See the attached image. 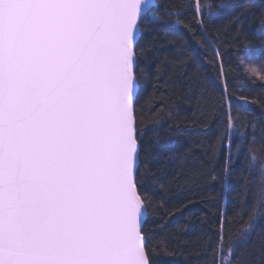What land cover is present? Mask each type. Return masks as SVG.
Segmentation results:
<instances>
[{
	"label": "snow or ice",
	"instance_id": "1",
	"mask_svg": "<svg viewBox=\"0 0 264 264\" xmlns=\"http://www.w3.org/2000/svg\"><path fill=\"white\" fill-rule=\"evenodd\" d=\"M188 8L203 27L198 0H0V264H160V256L175 258L167 239L157 251L144 233L154 206L146 184L158 180L146 149L154 154L161 144L159 129L141 128L137 104L142 81L159 84L169 67L152 62L145 25L157 28L173 15L179 25ZM248 52L249 60L264 62V52ZM180 67L187 97H196L201 66L195 54ZM220 74L227 75L222 67ZM171 79L163 81L167 87ZM218 91L219 99L202 113L215 121L216 144L224 149L223 175L213 170L210 178L229 194L235 147L237 159L245 158L259 178L255 199L264 208V162L246 154L258 130L264 140V112L249 114L240 131L226 79ZM165 97L151 105L155 123L171 115ZM248 107L237 110L247 113ZM176 230L187 231L179 222ZM215 242L222 251V232ZM221 264H264V224L230 244Z\"/></svg>",
	"mask_w": 264,
	"mask_h": 264
},
{
	"label": "trees",
	"instance_id": "2",
	"mask_svg": "<svg viewBox=\"0 0 264 264\" xmlns=\"http://www.w3.org/2000/svg\"><path fill=\"white\" fill-rule=\"evenodd\" d=\"M198 2L204 10L203 27L196 23L201 17L188 8L181 11L179 25L177 16L173 15L162 17L163 23L157 28L149 25L144 28V43L152 48V62L160 61L169 66L162 73L163 80L159 84L154 78L142 81L144 93L137 104L141 128L155 127L160 131V149L154 154L146 149L150 153L147 162L158 180L149 178L146 184L147 195L154 206L149 207L144 224V233L157 246V251L164 239L175 251L174 259L160 256V264H221L230 244L242 238L250 226L259 229L264 224V208L257 203L254 191L259 178H254L252 170L247 169L245 158L237 159L235 147L232 148L235 172L229 182V194H221L219 181L210 178L213 170L223 175L224 149L216 144L215 121L202 114L219 99L218 89L225 79L236 128L245 131L244 125L250 123L249 114L264 112V103H261L264 101V87H261L264 67H259L264 62L249 60L248 52H264V0ZM175 3L184 5L190 0H175ZM185 25L192 31L189 32ZM192 54L201 66L198 72L200 88L196 97L188 98L184 87L187 78L180 66ZM221 67L226 77L220 74ZM170 76L171 87H167L163 81ZM161 94H166L171 112L170 116H165L163 124L155 123L156 116L150 112L151 105L160 100ZM200 95L207 98L200 99ZM241 96L247 97V101L240 100ZM245 103L249 106L248 112L238 111L237 105ZM212 145L217 148L218 158L211 155ZM246 154L255 156L257 162H264V140L259 130L256 141L248 142ZM159 182L165 185L163 190ZM144 190L141 189V194ZM177 208L181 211L169 215ZM178 222L184 225L186 232L177 233ZM221 232L224 237L222 251L215 242L216 235ZM253 243L258 250L259 241Z\"/></svg>",
	"mask_w": 264,
	"mask_h": 264
},
{
	"label": "rangeland",
	"instance_id": "3",
	"mask_svg": "<svg viewBox=\"0 0 264 264\" xmlns=\"http://www.w3.org/2000/svg\"><path fill=\"white\" fill-rule=\"evenodd\" d=\"M259 67H264V63L262 64H259ZM256 71L259 70V69H255Z\"/></svg>",
	"mask_w": 264,
	"mask_h": 264
},
{
	"label": "water",
	"instance_id": "4",
	"mask_svg": "<svg viewBox=\"0 0 264 264\" xmlns=\"http://www.w3.org/2000/svg\"><path fill=\"white\" fill-rule=\"evenodd\" d=\"M149 4L155 2V0H148Z\"/></svg>",
	"mask_w": 264,
	"mask_h": 264
}]
</instances>
